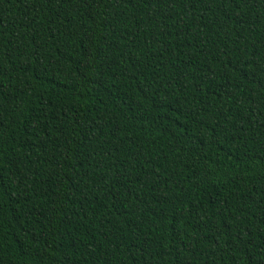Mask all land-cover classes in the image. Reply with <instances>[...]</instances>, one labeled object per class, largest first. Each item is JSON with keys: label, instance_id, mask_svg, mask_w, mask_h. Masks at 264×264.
<instances>
[{"label": "trees", "instance_id": "trees-1", "mask_svg": "<svg viewBox=\"0 0 264 264\" xmlns=\"http://www.w3.org/2000/svg\"><path fill=\"white\" fill-rule=\"evenodd\" d=\"M0 264H264V0H0Z\"/></svg>", "mask_w": 264, "mask_h": 264}]
</instances>
